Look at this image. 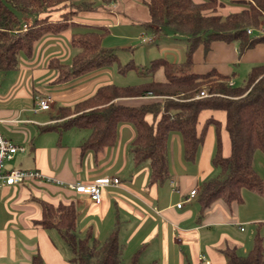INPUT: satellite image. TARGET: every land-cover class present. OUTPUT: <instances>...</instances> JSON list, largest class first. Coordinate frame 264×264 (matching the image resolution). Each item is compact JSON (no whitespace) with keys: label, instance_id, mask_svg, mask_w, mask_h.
Masks as SVG:
<instances>
[{"label":"crops","instance_id":"0c3cea01","mask_svg":"<svg viewBox=\"0 0 264 264\" xmlns=\"http://www.w3.org/2000/svg\"><path fill=\"white\" fill-rule=\"evenodd\" d=\"M192 1L198 3L202 0ZM237 1L231 0V3ZM146 2L148 0H114L111 6L103 5L108 13L107 25L116 28L140 23L144 29L143 24L149 21L148 10L144 6ZM218 2L222 4L219 15L220 12L232 10L230 13H235L243 9H236L234 4L227 5L220 0ZM62 12L46 15L57 21ZM74 18L72 22L80 23ZM69 37L70 32L65 31L58 37L45 38L37 45L31 61L23 63L18 69L0 73V136L24 148V152L7 161L11 165H4V171H37L44 177L12 186L0 184V264H31L33 256H39L42 264H72L67 252L69 249L59 233L55 229L37 226L42 217L39 202L53 206L74 203L77 230L81 236L89 230L95 239L102 242L116 231L125 262L137 253L140 264H226L224 250L235 249L245 255L258 233L263 238L264 264L262 195L245 191L248 193H242L241 205L228 207L223 201H217L204 214L199 212L197 196L189 198L192 190L198 191L203 182L218 174L211 164L216 145L212 126L206 128L203 142L192 161H185L182 156L180 136L170 134L167 158L171 178L161 184H150L149 164L135 165L132 161L130 144L135 132L127 135L129 127L118 129L114 145L100 151L82 152V144L77 146L65 138L70 127H58L56 115H50L48 111H34L35 96H48L50 99L52 96L51 102L54 99L63 107H69L68 104H75L71 103L75 100L72 96L78 94L86 99L103 84V78L85 82L95 78L94 73L82 80L76 89L61 94L50 96L33 88L34 83L39 85L37 80L42 77L43 84H50L56 78V75L51 77L52 73L49 74L46 62L51 54L58 52L55 45L61 39L69 40ZM237 55L234 44L214 42L205 57L202 48H198L193 55V65L201 69V73L215 68L221 74H233L234 78L232 67L237 62L246 63L250 69L264 62V43L240 58ZM27 84L32 85L31 90ZM145 102L137 99L123 101L129 105ZM207 118H214L224 125L222 112L206 111L200 114L198 130ZM225 135L227 133H220L224 157L230 152L228 135ZM261 165L264 168V164ZM259 176L262 178L260 172ZM97 179L118 180L117 184L101 190L99 204H93L87 196L68 187L77 183L87 185Z\"/></svg>","mask_w":264,"mask_h":264},{"label":"trees","instance_id":"16d2710c","mask_svg":"<svg viewBox=\"0 0 264 264\" xmlns=\"http://www.w3.org/2000/svg\"><path fill=\"white\" fill-rule=\"evenodd\" d=\"M109 5L114 0H99ZM242 10L226 16L218 14V0H148L149 21L143 24L146 31L158 33L167 28L175 35L187 38L185 60L181 64L165 59L151 62L149 71H162L164 81L147 82L119 87L113 84L101 86L88 98L69 107H60L57 119H63L58 127L72 126L90 132L80 146L86 150L100 151L115 144L120 125L134 128L130 144L135 165L149 164L150 184H161L171 178L167 143L170 134L181 138L182 156L192 161L203 142L207 127L212 126L215 150L211 159L218 174L200 185L196 204L204 214L217 201L226 206L243 203L242 193L249 191L264 196V183L253 170L254 154L264 156V62L251 67L242 87L230 86L232 75H224L212 68L204 73H188L193 65V55L202 48L203 56L212 43L235 44L237 57L264 43V35H248L264 23V0L242 1ZM66 3H69L67 8ZM62 4L60 19L53 21L49 15L36 18L29 26H23L16 12L27 14L46 13ZM95 2L89 0H0V73L14 70L20 59H30L36 45L50 35L70 32L69 42L74 50L71 59H48L46 67L56 72L54 85H63L97 70L116 64L120 73L136 69L132 64L120 65L117 55L101 47L109 35L107 27L71 22L78 13L94 10ZM24 28V29H23ZM26 28V29H25ZM203 90L206 97L196 98ZM150 96L153 101L139 105L123 103L126 100ZM162 98L163 102L157 101ZM170 99V100H169ZM206 111L222 112L224 129L228 135L230 152L224 157L220 131L222 124L207 118L198 130L200 114ZM78 112V113H77ZM79 114L78 116H76ZM152 116V123L146 116ZM42 217L37 226L55 229L72 252L74 264H140L137 253L128 262L123 259L122 247L116 231L102 242L88 230L82 236L77 230V211L74 203L53 206L39 202ZM226 264H263V238L253 237L252 247L245 254L235 249L223 251ZM31 264H42L39 256H33Z\"/></svg>","mask_w":264,"mask_h":264},{"label":"rangeland","instance_id":"374dc122","mask_svg":"<svg viewBox=\"0 0 264 264\" xmlns=\"http://www.w3.org/2000/svg\"><path fill=\"white\" fill-rule=\"evenodd\" d=\"M89 1L95 2V5H96L95 9L91 11L81 12V14H78L75 18L73 17L75 21H80V23H84L88 25L96 24V25H102V26L108 27V29L110 30V33L102 42L101 47L103 49L112 50L117 55L120 65L123 66L126 64H132L136 66V69L128 70L126 71V73H120L118 71L119 66L114 64L111 67L103 68V69L90 73V75L96 73L95 78L86 80L85 81L86 83L94 81L96 78L98 80L100 78H103V81L101 82L103 84L101 85L113 84L119 87L137 85V84L154 82V81L162 82L164 81L162 71L153 73L149 71L148 69L150 68L152 61H154L155 59L161 58V59H165L169 62L177 63V64H181L184 62L185 51L188 45L187 38L185 36L175 35L171 33V31H169V29L167 28H162L161 31H159L157 34H154V33L151 34L147 32L145 29L141 28L140 23H137L135 26L120 25L119 27H116V28L112 26H108L107 22H109V19L108 17L106 18V16H108V13L106 9H104V7L100 5V1L99 0H89ZM220 1H222L223 3L227 5L234 4L233 7H236V9H238V8L246 7V4L242 1H247V0H238L235 3H231V0H220ZM146 3L144 4V6L147 8ZM68 4L69 3H66V7H63V8H67ZM112 4H109L108 6H111ZM229 6L231 7V5ZM57 11L58 12L63 11L62 4L54 8H50L49 10L46 11V13L27 14V13H22V12H16V15H17L18 20L20 21V24L26 27V26L31 25L36 18L44 17V16H47L46 14L48 13L57 12ZM230 12H232V10H229L227 12H222V13L220 12V15L225 16L227 13H230ZM73 18L71 19V22ZM263 26H264V23L260 27H258V29H260ZM253 35L258 36V32L255 31ZM48 37H58V35H50ZM41 42H39L38 44H40ZM58 43L59 44L55 45V51H58V52L51 54L49 57H48L49 52H47L46 56L48 57V59L55 57V58H59L61 61L68 62L74 53V50H72L69 40L64 38V39H61ZM37 45L35 49L37 48ZM35 49H34L33 56L30 59L28 60L24 58L20 59V63L18 64L16 69H18V67H20V65H22L23 63H26V62L28 63L34 58L36 54ZM195 67H196L195 64L192 65V68L187 72L188 73H201L202 70L199 68L196 69ZM48 71H49V74L52 73L51 77L56 75L54 71H51L50 69ZM232 71L235 73L234 78L231 80L234 87L244 86L246 83L247 75L250 71L249 65H247L246 63L237 62V64L232 67ZM88 76L89 74L82 76L78 79H75L70 83L63 84V85H54L52 83L43 84L44 77H42L37 80L39 82V85L38 84L36 85V83H34L33 88L36 90L39 89L41 91H44L45 93H48L50 96L54 94H61L67 91H71L72 89H76L78 86H80V83L82 82V80H84ZM27 85L29 87V90H31L32 85H29V84ZM27 85H25V87ZM101 85H99V87ZM204 91L206 92V90ZM70 95L71 96L73 95V91L70 93ZM51 99H52V96H51ZM72 99H75V100L74 102H71V103H76L85 98L84 97L81 98L79 97L78 94H76L72 96ZM132 100H135V99H132ZM137 100H140V101L144 100V101L150 102V101H153V98L150 96H147V97L138 98ZM157 101L163 102V99L158 98ZM72 105L73 104H68V106H72ZM60 107H63V104L58 103V101L53 99L52 102L50 103V109L48 110L49 114L53 116L56 115L57 117L60 114L59 113ZM78 115L79 114H77L76 116ZM55 119L56 121H58V124H62L63 119H57V118ZM146 120L149 123H152V116L148 115L146 117ZM123 126L129 127L127 128V131H126L127 135H131V132H134V128L129 124L120 125L118 129L124 128ZM66 131L68 132L66 133L65 138L68 139L69 141L74 142V144H76L77 146L83 144V142L88 138L90 134L89 131L80 130L76 126H72ZM220 132L221 133L223 132V134H226L224 125L221 126ZM254 163H255L254 164L255 167L253 170L255 172L256 170H259V172L262 175V178L259 176V172H256V174L259 176V178L264 183V168L261 165V164H264V156L261 153H257V155H255L254 157ZM4 165L5 167H7V165H11V162L9 163L5 162ZM245 193H248V192L244 191L243 194ZM257 196H260V195H257ZM261 197L264 199V196H261ZM67 252L70 256V260L73 259L74 255L71 253V251L67 250ZM71 263L74 264L73 262Z\"/></svg>","mask_w":264,"mask_h":264},{"label":"built area","instance_id":"2783aa9c","mask_svg":"<svg viewBox=\"0 0 264 264\" xmlns=\"http://www.w3.org/2000/svg\"><path fill=\"white\" fill-rule=\"evenodd\" d=\"M253 30L248 29L247 34L252 35ZM258 34L264 35V26L257 30ZM232 83H230V86ZM207 94L203 90L196 98L206 97ZM35 110L34 111H48L50 109L51 99L48 96H35ZM24 152L23 146L12 144L9 141L4 140L0 136V184H4L7 186L16 185L24 182L25 180H38L44 178L37 171H27L21 169H10L8 171H4V163L7 161H11L17 153ZM118 180L113 179L112 181L108 179H97L92 183L87 185L82 184H69L68 187L71 190H74L76 193L83 194L89 198V200L93 204H99L101 202V190L104 187H108L112 184H117ZM197 195L196 190H192L189 193V198H194ZM181 203L177 204V207L180 208Z\"/></svg>","mask_w":264,"mask_h":264}]
</instances>
